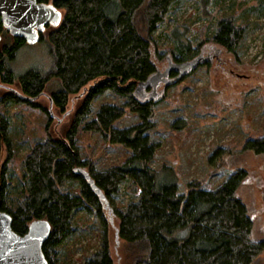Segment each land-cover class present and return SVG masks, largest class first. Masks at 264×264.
Here are the masks:
<instances>
[{
  "label": "trees",
  "instance_id": "obj_1",
  "mask_svg": "<svg viewBox=\"0 0 264 264\" xmlns=\"http://www.w3.org/2000/svg\"><path fill=\"white\" fill-rule=\"evenodd\" d=\"M37 1L64 11L60 23L40 35L51 56L47 70L31 67L17 73L11 68L27 41L14 36L0 15L1 80L19 89L0 94V209L11 214L12 229L25 235L33 221L48 220L51 233L43 252L49 264H56L57 247L73 232L74 213L86 210L104 215L106 209L112 210L122 183L131 180L140 189L138 200L126 210H114L119 220L116 237L123 241L130 264H264V238H254L255 214L238 194L245 185L244 168L230 172L216 189L195 180L181 193L172 167L152 166L158 148L151 131L157 124L159 87L205 63L203 55L188 56L192 45L179 29L173 30L174 52L183 63H170L160 71L153 58L152 34L166 20L175 0ZM242 33L232 18H221L213 39L235 51ZM53 79L60 87L50 99L61 111L72 95L83 90L87 95L64 137L49 134L28 152L25 187L16 204L9 205V163L15 149L9 136L10 119L2 109L9 103L39 106L35 100ZM106 90L126 97L125 105L104 103L95 118L84 122L93 100ZM125 108L139 121L119 127L115 124ZM80 126L122 145L130 150L129 156L121 164L96 169L89 159L80 157ZM245 150L263 155L264 134L249 139ZM71 181L78 182V193L67 189ZM87 264H117L107 238Z\"/></svg>",
  "mask_w": 264,
  "mask_h": 264
},
{
  "label": "rangeland",
  "instance_id": "obj_2",
  "mask_svg": "<svg viewBox=\"0 0 264 264\" xmlns=\"http://www.w3.org/2000/svg\"><path fill=\"white\" fill-rule=\"evenodd\" d=\"M227 17L243 30L235 51L213 39L218 21ZM56 25H46L44 32ZM174 29L184 32L190 41L192 52L188 56L200 54L209 58L203 65L175 76L166 87H159L161 98L154 119L157 124L151 131L158 148L152 166L158 170L172 167L181 193L195 180L202 181L208 189H216L230 172L244 168L245 185L238 194L246 201L251 215L255 214L254 238L263 240L264 154L246 151L245 145L249 139L264 134V0H175L166 20L152 34L153 58L160 71H165L170 63H183L174 52ZM2 44L3 40L0 48ZM10 65L17 73L31 67L49 69L48 43L25 44ZM59 87L58 80L50 81L35 100L39 106L9 103L2 109L10 119L9 136L15 149L14 160L9 163V205L16 204L25 187L24 160L28 152L49 134L64 137L87 95V90L72 95L66 110L61 111L50 99ZM16 90L18 86L2 82L0 75L1 95ZM126 101V97L106 90L93 100L92 112L84 122L95 118L102 104L124 106ZM138 121V116L125 108V115L115 125L127 127ZM82 126L77 136L80 157L89 159L96 169L121 164L129 156L130 150ZM67 189L78 193V182H69ZM139 194L138 186L126 180L114 195L112 210L106 209L104 215L77 210L72 220L73 232L57 247L56 264H87L103 248L105 238L115 262L130 264L123 241L116 237L119 220L114 210H126Z\"/></svg>",
  "mask_w": 264,
  "mask_h": 264
},
{
  "label": "water",
  "instance_id": "obj_3",
  "mask_svg": "<svg viewBox=\"0 0 264 264\" xmlns=\"http://www.w3.org/2000/svg\"><path fill=\"white\" fill-rule=\"evenodd\" d=\"M0 15L7 29L27 43L40 41L46 25L59 24L62 18L59 9L37 0H0ZM50 233L49 221L39 219L19 235L12 229L11 214L0 209V264H49L43 244Z\"/></svg>",
  "mask_w": 264,
  "mask_h": 264
},
{
  "label": "flooded vegetation",
  "instance_id": "obj_4",
  "mask_svg": "<svg viewBox=\"0 0 264 264\" xmlns=\"http://www.w3.org/2000/svg\"><path fill=\"white\" fill-rule=\"evenodd\" d=\"M212 56H213V55H212ZM206 58H209V57H208V56H204V61H205V62H206V60H205Z\"/></svg>",
  "mask_w": 264,
  "mask_h": 264
}]
</instances>
